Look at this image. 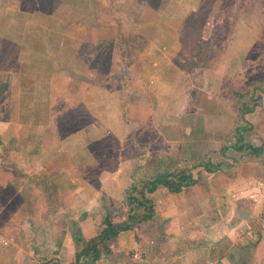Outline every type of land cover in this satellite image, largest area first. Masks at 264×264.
<instances>
[{
  "label": "rangeland",
  "instance_id": "1",
  "mask_svg": "<svg viewBox=\"0 0 264 264\" xmlns=\"http://www.w3.org/2000/svg\"><path fill=\"white\" fill-rule=\"evenodd\" d=\"M243 1L154 0L149 3V0H0V7L3 4L9 5L10 9L17 12L5 16L3 20L9 30L0 32V39L10 41L9 45H3L0 40V88L5 87L0 93H11L9 96L15 93L10 111L4 116L0 114V190L6 186H14L16 190V193L14 190L7 192V189L0 192L3 195L0 198V218L6 220L0 224V231L4 227L13 229L10 221L16 212L22 210V214H30L28 206L22 207L26 199L30 198L29 192L22 191L18 195L25 184H44L47 178L50 191L45 197L53 199L59 194L56 192L57 188L66 191L85 184V181L97 182L101 173L115 172L122 167L123 162L124 166L127 163L129 166L133 165L131 173L125 176L128 183L132 184L134 179L141 176L139 151L157 141L160 131L165 136L171 131L156 129L153 124L155 118L147 116L149 111L144 110L156 111L159 108L158 114L160 118L163 117L160 108L166 102H159L161 94L156 97L153 95L160 87L158 84L161 80L156 82L154 79L159 67L151 62L150 79L142 78L146 70L145 61L143 65L136 62L131 68L125 61L119 62L122 61V48L115 42L116 38H130L134 41L136 35L141 36V40L131 46L130 50L133 52L141 49L144 45L142 39L146 35L150 42L158 44V41L161 49L164 46L170 49L174 47L171 54L167 52V55H161L164 58H174L179 49L188 56H194L197 45L201 41L210 40L217 25L229 17L234 6L236 12ZM201 5L204 9L200 8ZM198 11L200 16L194 21L191 12ZM203 19L204 22L201 23ZM15 20L18 22L13 26ZM26 21L30 25H26ZM245 26L242 25L235 35L236 43L231 46V42L227 54L228 58H235L231 60L233 63L239 61V74L246 68V57L256 41L250 29H245ZM24 27L26 28L23 30ZM3 33L18 40L1 35ZM258 45L259 50L262 44ZM243 46L247 47L245 51L242 50ZM100 53L111 55L110 73L99 71ZM182 57L173 60L177 71L183 69L180 61L186 58ZM115 74L131 78L134 89L138 82L144 80V85H138V88L143 87L151 98L150 100L136 92L131 94V106L129 107L128 101L127 107L131 123L123 118L121 96L107 89L109 82L116 85L113 79ZM177 79L179 96L182 97L187 92L188 86L190 88L189 103L183 112L185 115L180 117L178 130H183L184 135L187 133L190 142L193 136L200 140L194 148L187 140L181 145L179 155L193 160L208 152L205 139L202 138H205V134L197 132V126L200 125L198 121L202 119L201 111H192L198 106L197 96L205 98L204 94H200L203 91L207 95V87L203 85L204 82L188 79L185 75ZM227 84L223 95L227 93L226 97H229L235 88L230 87L229 82ZM161 92L164 97L165 92ZM261 102L262 99L259 106ZM78 114L83 115L82 120ZM141 118L143 119L140 120ZM118 121L128 124L131 132L128 134L124 126H111ZM20 122L22 126L19 125ZM18 135L23 137L22 140L17 139ZM118 136H123V139ZM106 138L109 141L105 142ZM217 138L221 142L222 135H217ZM102 140V145L96 146L95 143ZM108 150L112 157L107 154ZM99 161L107 168L98 170ZM41 175L42 178L39 179ZM109 176L111 178L113 175ZM104 196L102 195L103 200ZM152 199L154 200L153 197ZM57 205L58 201L53 206ZM40 210L44 208L40 207L39 213ZM68 213L64 208V214ZM19 247L20 252L31 253L33 264L39 262L34 257L41 253L35 239L20 238L19 235L15 237L12 233L0 236V254L5 257L6 264L10 263L13 253Z\"/></svg>",
  "mask_w": 264,
  "mask_h": 264
},
{
  "label": "crops",
  "instance_id": "2",
  "mask_svg": "<svg viewBox=\"0 0 264 264\" xmlns=\"http://www.w3.org/2000/svg\"><path fill=\"white\" fill-rule=\"evenodd\" d=\"M15 13L17 12L10 9L9 5L3 4L0 7V32L9 30L3 20L5 16ZM9 19L10 16L8 21ZM16 22L18 20H15L13 26H16ZM28 22L26 21L25 24L30 25ZM245 29L249 30V27L245 26ZM1 35L7 36L6 33ZM143 39L144 45L129 68L136 62L143 65L145 61L146 70L142 78L150 79L151 62L159 67L158 75L154 79L156 82L161 80L158 84L160 89L156 87L158 92L153 95L156 97L161 94L159 102H166L160 108L163 117L160 118L158 114L159 108L156 111L144 109L146 112L149 111L147 116L155 118L153 120L155 128H176V126L179 128L180 117L185 115L183 112L189 103L190 88L188 86L187 92L182 97L179 96L177 91L180 86L177 78L185 75L188 79H198L207 87V95L203 91L200 94H204L205 98L197 96L198 106L192 111H201L202 119L198 121L200 125L197 126V130L199 129L197 132L205 134V138H202L205 139L204 144L208 152L204 155L211 153L215 160L228 162L235 168L216 173H207L200 169L202 176L200 180L193 187L184 189L178 194L171 195L166 189L160 188L153 194L157 205V215L154 220L120 233L108 243L110 253L103 254L95 264H264V151L255 155L250 151H238L232 148L237 105L235 101L226 97L227 93L219 94L223 79L236 76L239 72V61L235 64L231 61L235 58H228V49L216 70L197 69L191 75L184 69L176 70V63L173 60L177 58L180 49L170 60L162 56L167 55V52L171 54L174 47L170 49L164 46L161 49L158 41V44L150 42L146 35ZM175 39L178 43L177 36ZM13 40L18 39L13 38ZM232 43L231 46L236 43V37ZM246 49L247 47H242L243 51ZM121 56L122 61L119 62L124 61L122 51ZM26 61L27 59L24 60ZM143 82L144 80L138 82L136 89L132 83L127 93L129 107L130 96L134 92L151 100L143 87L138 88V85H144ZM161 91L165 92L164 97ZM111 93L120 95L117 91ZM13 97L15 98L14 92L12 100ZM261 103L247 116V120L254 127L253 132L248 136L251 137L249 142L254 146L264 148V95ZM115 124L111 126H124L128 134L131 132L129 125L124 121ZM19 125L22 126V122ZM178 132L182 136L180 147L187 140L190 142L186 132L187 138L183 130ZM217 135H222L221 142ZM118 137L123 139V136ZM22 138L20 135L17 136L19 140ZM190 143L194 148L198 146L200 140L193 136ZM223 147H228L225 153L221 151ZM29 157L31 158V155ZM122 164V167L115 172L101 173L97 182L85 181V184L66 191L57 188L56 192L59 194L53 199L45 197L50 191L46 183L47 178L44 184L36 182L25 184L18 195L22 191L29 192L30 198L26 199L22 207L28 206L31 210L30 214H22V210L16 212L10 221L14 226L13 229L4 227L0 231V236L12 233L15 237L19 235L20 238L35 239L41 252V255L34 256L36 261L42 258L45 264H75V254L82 247L80 245L77 248L75 245L76 230L79 229L83 239L89 241L97 237L105 228L107 209L103 206L102 195H107L106 197L111 200L108 213L113 223L118 225L127 220L128 207L124 194L132 184L128 183L125 176L131 173L133 165L129 166L127 163L124 166V162ZM109 175L113 176L109 178ZM41 178L42 175L39 179ZM9 188L16 193L14 186H6L0 192ZM57 201L59 205L53 206ZM40 207L44 210H40L39 213ZM64 208L67 209L68 214H64ZM20 250L19 247L13 253L14 257L9 264H33L31 253H23ZM4 258L0 254V264H6Z\"/></svg>",
  "mask_w": 264,
  "mask_h": 264
},
{
  "label": "trees",
  "instance_id": "3",
  "mask_svg": "<svg viewBox=\"0 0 264 264\" xmlns=\"http://www.w3.org/2000/svg\"><path fill=\"white\" fill-rule=\"evenodd\" d=\"M151 1L153 2L154 0H149V3H151ZM153 4L151 5L155 7ZM200 8L202 9L203 6L201 5ZM199 11L191 12V18H193L194 21H197L195 19L200 16ZM228 16L229 17L223 23L217 25V30L214 31L210 40L207 42L201 41L197 45L194 56L186 55L181 49L177 57L179 58L183 55L182 58H186L184 60L182 59L180 62L182 63L183 69L191 75H193L197 69L216 70L240 27L242 25L249 27L256 41L252 48H250L246 57L247 66L240 74L225 77L221 84L219 94L226 92L228 82L230 87L235 88L231 96H229L230 99L235 101L238 108L237 118L233 128L232 148L238 151H250V153L258 155L263 153L264 148L256 147L249 142L251 137L248 135L253 132L254 127L247 120V116L255 111L264 95V0H244L242 6H240L236 12L234 6V11L229 12ZM203 22L204 19L201 20V23ZM193 25H195V23H193ZM135 38L136 40L134 41L124 37H118L115 40V42L121 46L124 61L128 65H131L138 56L139 50L137 52L135 50L134 52L130 50L131 46L141 40V36L136 35ZM0 40L3 45H9L10 41H6L3 38ZM142 40L144 43V39ZM259 43L262 44V46L258 50L257 46H259ZM258 53L260 54L256 55ZM111 59V55L105 53H100L98 55V69L101 73H110L109 65ZM113 76L116 85L113 86V84L109 82L107 84V89L111 92H120L123 118L126 122L131 123L127 110L128 100L126 99V94L131 88V78L121 74H115ZM4 88L5 87L2 86L0 90ZM9 94H6L5 91H1L0 93L1 116H4L10 111L12 96H9ZM78 117L80 120L83 119V115L78 114ZM163 129H171V131H168L166 136L164 132L160 131L158 140L145 146L144 149L142 148L138 153L141 176L133 180L132 185L126 189L124 194L125 202L129 209L127 220L119 225L113 223L110 213H108L111 200L105 196L103 200V206L107 209L104 220L105 228L97 237L89 241L83 239L79 229L76 230L74 235L75 245L77 248L80 245H82V247L77 250L75 254V264H95L101 259L103 254L108 255V253H110L111 249L108 243L117 238L120 233L132 230L145 222L154 220L157 215V205L152 197L160 188L166 189L168 194H178L184 189L193 187L200 180L202 177L199 172L200 169L207 173H216L226 172V170H233L235 168L228 162L215 160L211 153L193 160L183 158L179 155L180 141L182 139L181 134L178 132L179 128L176 126V128L163 127ZM174 130H176V132H174ZM132 140L135 141V138H132ZM104 141H109V138H106ZM102 143L103 140L95 144L96 146H100ZM106 146L108 147V145ZM226 148L228 147L222 148V153H225ZM92 149H94V147H92ZM107 154L112 157V153H110L109 150ZM97 157L99 158L98 155ZM99 159H101V157ZM151 163H153V166H151ZM148 164H150V166ZM97 168L98 170H103L107 167L103 166L101 161H99ZM195 172H197L196 176ZM10 191L13 192V189L9 188L7 190V192ZM2 196L3 195H1L0 198H3ZM4 221L6 220H1L0 218L1 225ZM38 261L42 262H38L37 264H45L41 259Z\"/></svg>",
  "mask_w": 264,
  "mask_h": 264
}]
</instances>
